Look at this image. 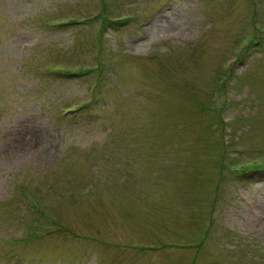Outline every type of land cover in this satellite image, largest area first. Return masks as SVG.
I'll return each mask as SVG.
<instances>
[{"label": "rangeland", "instance_id": "1", "mask_svg": "<svg viewBox=\"0 0 264 264\" xmlns=\"http://www.w3.org/2000/svg\"><path fill=\"white\" fill-rule=\"evenodd\" d=\"M0 264H264V0H0Z\"/></svg>", "mask_w": 264, "mask_h": 264}]
</instances>
